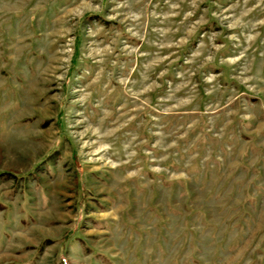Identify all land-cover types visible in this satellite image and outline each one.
Wrapping results in <instances>:
<instances>
[{
  "label": "rangeland",
  "instance_id": "374dc122",
  "mask_svg": "<svg viewBox=\"0 0 264 264\" xmlns=\"http://www.w3.org/2000/svg\"><path fill=\"white\" fill-rule=\"evenodd\" d=\"M0 264H264V0H0Z\"/></svg>",
  "mask_w": 264,
  "mask_h": 264
}]
</instances>
